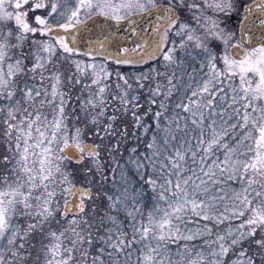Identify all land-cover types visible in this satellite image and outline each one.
<instances>
[{
  "label": "snow or ice",
  "instance_id": "obj_1",
  "mask_svg": "<svg viewBox=\"0 0 264 264\" xmlns=\"http://www.w3.org/2000/svg\"><path fill=\"white\" fill-rule=\"evenodd\" d=\"M0 264H264V0H0Z\"/></svg>",
  "mask_w": 264,
  "mask_h": 264
}]
</instances>
